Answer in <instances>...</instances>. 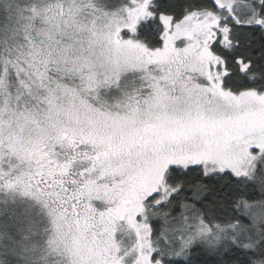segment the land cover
<instances>
[{"label":"snow or ice","instance_id":"6c2138e0","mask_svg":"<svg viewBox=\"0 0 264 264\" xmlns=\"http://www.w3.org/2000/svg\"><path fill=\"white\" fill-rule=\"evenodd\" d=\"M0 264H264V0H5Z\"/></svg>","mask_w":264,"mask_h":264},{"label":"rangeland","instance_id":"374dc122","mask_svg":"<svg viewBox=\"0 0 264 264\" xmlns=\"http://www.w3.org/2000/svg\"><path fill=\"white\" fill-rule=\"evenodd\" d=\"M10 5L5 3V0H0V9H6ZM12 57V53L9 51L5 50H0V64L5 63L7 60H9Z\"/></svg>","mask_w":264,"mask_h":264}]
</instances>
